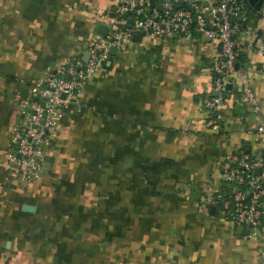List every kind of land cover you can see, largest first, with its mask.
Instances as JSON below:
<instances>
[{
    "label": "crops",
    "instance_id": "crops-1",
    "mask_svg": "<svg viewBox=\"0 0 264 264\" xmlns=\"http://www.w3.org/2000/svg\"><path fill=\"white\" fill-rule=\"evenodd\" d=\"M121 2L0 0V264H264V236L199 208L224 155L259 142L235 77L224 126L204 125L217 39L136 32L75 95L39 178L24 183L8 163L18 102L49 68L82 57ZM236 40L264 119V55L251 32Z\"/></svg>",
    "mask_w": 264,
    "mask_h": 264
},
{
    "label": "built area",
    "instance_id": "built-area-1",
    "mask_svg": "<svg viewBox=\"0 0 264 264\" xmlns=\"http://www.w3.org/2000/svg\"><path fill=\"white\" fill-rule=\"evenodd\" d=\"M255 9L248 0H122L112 12L102 14L107 25L105 36L96 35L88 44L86 61L69 56L60 66L49 68L31 86L29 96L18 102L17 118L11 128L6 152L8 163L22 182L39 178L45 161V144L61 131L64 112L82 91L87 80L100 68L112 47L131 42L136 32L167 40L183 38L193 30L206 38L217 39L219 51L210 66V92L202 99L206 112L205 127L217 132L224 126L221 106L230 78L241 85L243 102L257 119L259 138L254 152L244 149L228 151L220 165L221 184L201 191L200 211L209 213L214 206L223 218L241 226L247 239L264 236V119L244 70L235 67L239 55L237 34L252 33L257 52L264 55V0ZM134 20L126 27L127 17ZM175 36V37H174Z\"/></svg>",
    "mask_w": 264,
    "mask_h": 264
},
{
    "label": "water",
    "instance_id": "water-1",
    "mask_svg": "<svg viewBox=\"0 0 264 264\" xmlns=\"http://www.w3.org/2000/svg\"><path fill=\"white\" fill-rule=\"evenodd\" d=\"M150 2L153 3V0H150ZM248 2L250 4H253L255 9H259L260 4H261L260 0H248ZM107 29H108L107 25L101 23L97 27V34L100 35V36H105V34L107 33ZM141 33L143 34V32H141ZM116 50H117L116 47H112V48H110L109 52H110V54L113 55V54H115ZM87 57H88L87 52L83 53L82 60L86 61ZM235 67H237V64H235ZM23 209L32 210V207L28 206V205H24ZM213 210H214V207L211 208V211H213ZM239 227L242 228L241 226H239Z\"/></svg>",
    "mask_w": 264,
    "mask_h": 264
},
{
    "label": "trees",
    "instance_id": "trees-1",
    "mask_svg": "<svg viewBox=\"0 0 264 264\" xmlns=\"http://www.w3.org/2000/svg\"><path fill=\"white\" fill-rule=\"evenodd\" d=\"M134 25V20L132 17H127V24H126V27H133ZM194 31V30H193Z\"/></svg>",
    "mask_w": 264,
    "mask_h": 264
},
{
    "label": "flooded vegetation",
    "instance_id": "flooded-vegetation-1",
    "mask_svg": "<svg viewBox=\"0 0 264 264\" xmlns=\"http://www.w3.org/2000/svg\"><path fill=\"white\" fill-rule=\"evenodd\" d=\"M34 181V180H33ZM30 182H32V181H30ZM30 182H27V183H30ZM25 183V182H24Z\"/></svg>",
    "mask_w": 264,
    "mask_h": 264
}]
</instances>
